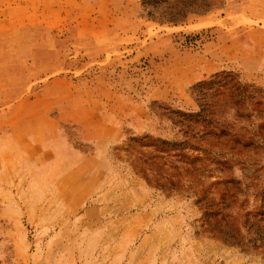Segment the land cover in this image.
Here are the masks:
<instances>
[{"label":"rangeland","instance_id":"rangeland-1","mask_svg":"<svg viewBox=\"0 0 264 264\" xmlns=\"http://www.w3.org/2000/svg\"><path fill=\"white\" fill-rule=\"evenodd\" d=\"M0 264H264V0H0Z\"/></svg>","mask_w":264,"mask_h":264}]
</instances>
